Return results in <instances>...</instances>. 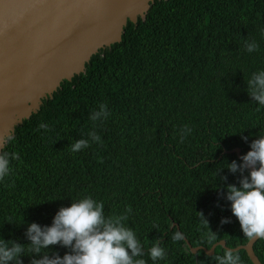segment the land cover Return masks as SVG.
<instances>
[{"label": "trees", "instance_id": "trees-1", "mask_svg": "<svg viewBox=\"0 0 264 264\" xmlns=\"http://www.w3.org/2000/svg\"><path fill=\"white\" fill-rule=\"evenodd\" d=\"M261 26L264 0H155L146 20L128 21L120 42L100 49L85 73L63 80L16 127V144L6 149L18 151L22 163L13 161L15 174L0 183V237L26 244L29 223L50 225L60 207L91 194L104 201L106 215L131 206L127 223L145 249L158 241L167 252L158 264H215L213 257L227 249L193 253L187 240L207 249L222 239L230 248L245 244L249 239L221 197L223 185L237 183L239 174L224 168L215 178L214 169L239 162L229 150L239 147L242 155L264 134V109L256 111L246 85L264 68ZM249 39L259 42L258 52L244 50ZM100 103L110 112L95 128L103 143L70 152L72 142L87 138L88 114ZM41 122L47 132L38 129ZM185 124L193 131L181 143L177 130ZM222 217L230 222L221 224ZM177 231L183 239L174 242ZM254 249L264 264V241ZM234 252L242 264H254L245 249ZM25 255L23 264H30ZM144 259L152 264L147 252Z\"/></svg>", "mask_w": 264, "mask_h": 264}, {"label": "clouds", "instance_id": "clouds-1", "mask_svg": "<svg viewBox=\"0 0 264 264\" xmlns=\"http://www.w3.org/2000/svg\"><path fill=\"white\" fill-rule=\"evenodd\" d=\"M259 34L264 38V26L259 28ZM259 49L257 40L244 41V50L248 54L258 52ZM246 85L248 95L256 102V111L264 109V68L252 72ZM109 115L105 103H100L98 110H92L88 119L93 122V127L87 132V138L76 139L70 144L69 151L77 153L91 144L103 143L95 128L97 122L103 123ZM38 129L47 132L49 125L41 122ZM192 131L189 125H182L177 130L179 141L183 143ZM241 140L248 142L249 137L241 136ZM9 144H16L14 133L0 137V183H5L6 178L15 174L13 161L22 163L18 151L10 152L6 149ZM226 163V167L214 169L215 178L224 168L230 174L239 175L236 176L237 183L223 185L221 197L230 202L228 207L232 216L238 220L243 235L250 241H264V134H257V138L251 140L249 150L239 157V162L234 159ZM220 179L226 182L228 177L221 176ZM216 188L219 190L220 185H216ZM104 209V201L91 194L71 199L69 206L59 208L50 225L35 222L28 224L24 232L28 243L0 237V264H23L21 258L26 256V252L32 257L30 264H147L144 259L146 252L152 264L166 259L167 252L160 242L145 249L134 228L127 223L132 213L131 206L113 215H106ZM199 214V219L209 226L204 215ZM229 222L230 217H222L220 220L221 224ZM208 238L214 239L215 233H208ZM182 239L179 231L172 235L174 242ZM53 245H59L67 251L61 256L52 252L50 246ZM213 260L215 264H242L240 255L232 249H225L223 255L215 256Z\"/></svg>", "mask_w": 264, "mask_h": 264}, {"label": "water", "instance_id": "water-1", "mask_svg": "<svg viewBox=\"0 0 264 264\" xmlns=\"http://www.w3.org/2000/svg\"><path fill=\"white\" fill-rule=\"evenodd\" d=\"M155 0H0V137L38 112L63 80L86 72L100 49L122 40L128 21H144ZM229 152L241 149L235 147ZM257 240L234 248L222 239L217 245L245 249L254 264Z\"/></svg>", "mask_w": 264, "mask_h": 264}]
</instances>
